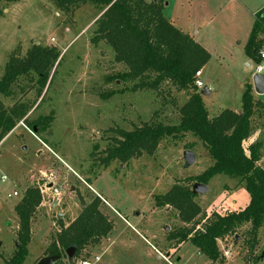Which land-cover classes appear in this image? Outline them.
I'll list each match as a JSON object with an SVG mask.
<instances>
[{
    "label": "rangeland",
    "instance_id": "374dc122",
    "mask_svg": "<svg viewBox=\"0 0 264 264\" xmlns=\"http://www.w3.org/2000/svg\"><path fill=\"white\" fill-rule=\"evenodd\" d=\"M164 1L167 19L180 31L194 36L210 53L197 77L203 84L200 89L207 86L210 90L202 95L209 115H217L224 108L239 110L241 93L246 83L252 84L256 63L247 56L244 45L256 11L264 12V0ZM98 10L94 3L63 11L52 0L0 1V78L13 50L24 56L37 43L55 46L60 52L39 96L25 78L19 80L11 95L0 96L5 106L17 100L27 101L30 108L26 116L30 120L53 111L50 133L36 134L19 121L0 141V175L8 177L0 181V264H5L4 258L14 249L18 223L13 207L20 197L9 199L7 194L16 188L15 184L20 193L28 186H43L44 171L54 173L60 194L39 192L41 203L30 222L34 241L28 245L24 264H29L39 247L44 248L56 236L61 224L75 218L80 208L95 197H99L100 210L116 228L101 239L98 248L89 251L93 264H264V256H258L264 248V227L258 231L253 251L247 241V223L236 230L237 235L223 238L219 242L222 260L216 261L200 253L188 240L177 243V239L169 237L184 225L176 209L155 205V197L175 183L191 185L193 182L186 177L202 173L213 162L191 133L167 136L152 154L143 153L127 163H100L103 151L113 143L115 128L130 130L149 121L178 123V108L187 94L166 82L159 90H130L102 99L100 92L122 85L119 81L106 82L105 76L125 68L113 60V51L103 41H91ZM260 37V50H264V33ZM125 85L130 87L131 83ZM252 94L264 104V95L262 100L254 88ZM251 134L253 142L261 143L258 163L264 166V107L255 108ZM190 143L196 161L186 166L182 153ZM205 185L208 190L194 197L203 214L236 211L248 200L238 178L221 173ZM120 214L127 217L126 221ZM228 246L229 257L222 251ZM94 256L98 261L93 262ZM74 263L78 264L77 259ZM58 264H68L67 258H61Z\"/></svg>",
    "mask_w": 264,
    "mask_h": 264
},
{
    "label": "trees",
    "instance_id": "16d2710c",
    "mask_svg": "<svg viewBox=\"0 0 264 264\" xmlns=\"http://www.w3.org/2000/svg\"><path fill=\"white\" fill-rule=\"evenodd\" d=\"M52 2L63 11L82 3H94L101 10L95 20L91 41H103L113 51V60L125 68L105 76L106 82L119 81L122 85L100 92L102 99L130 90H159L166 82L187 94L184 104L178 108V123L149 121L135 125L130 130L115 128V136L111 138L113 143L103 151L100 163L104 166L115 160L127 163L143 153L152 154L167 136L177 137L184 132L191 133L201 141L213 162L202 173L186 177L185 180L205 184L213 176L223 173L243 182L248 201L236 211L203 214L202 208L194 201L195 194L191 190L193 183H175L166 193L155 197V205L176 209L177 218L184 225L172 231L169 237L177 239V243L188 240L210 260H222L218 241L231 234L237 235L236 230L247 223V241L253 251L258 243V231L264 227V166L258 163L261 143H245L252 136L255 108L260 109L264 104L253 97L252 84H245L239 110L224 108L217 115L210 116L202 100L201 89L195 84L196 72L204 67L210 53L190 34L180 31L167 19L163 14L166 4L164 0ZM263 33L264 12L259 10L244 45L247 56L256 62L260 60V35ZM59 55L55 46H40L35 43L25 51L24 56H20L16 50L11 51L4 66V74L0 78V96L11 95L19 80L24 78L29 82V88H35L36 95L39 96ZM128 83H131L130 87L125 85ZM19 88L24 91L22 87ZM29 108L27 101L17 100L5 106L0 100V140L19 121L31 130L35 127L36 134L43 131L50 133L49 122L53 118V111L30 120L26 116ZM186 147L191 149L192 144ZM21 194L22 197L13 207L18 218L14 249L4 258L5 264L25 263L27 246L32 238L30 222L41 203L37 187L28 186ZM99 203V197H95L80 208L81 211L75 218L66 225L61 224L56 236L47 245L44 256L58 255L59 259L55 262L58 264L61 258L66 257L65 249L76 244L74 259L67 263L75 264V259L89 257V251L99 246L101 239L114 228L107 215L100 210ZM34 263L35 261L29 264Z\"/></svg>",
    "mask_w": 264,
    "mask_h": 264
},
{
    "label": "water",
    "instance_id": "95a60500",
    "mask_svg": "<svg viewBox=\"0 0 264 264\" xmlns=\"http://www.w3.org/2000/svg\"><path fill=\"white\" fill-rule=\"evenodd\" d=\"M251 83L253 84V88L256 93L258 94L264 93V75L262 73H258V72L253 73V75L251 76ZM209 93L210 90L207 86H203L200 90V94L202 95H207ZM33 132H35V127ZM182 155H183L184 165L186 166L192 165L196 161V155H194V152L191 149H185ZM191 190L193 191L194 194H196V193H204L208 189L204 183L202 184L199 182H194L191 185ZM56 201L57 200H54L53 204H55ZM61 215L62 214H58V217H60ZM76 248H77L76 244H72L65 249L67 261H71L74 258ZM260 256H264V248ZM58 259H59L58 255H46L39 258L34 264H55V262H57Z\"/></svg>",
    "mask_w": 264,
    "mask_h": 264
},
{
    "label": "built area",
    "instance_id": "2783aa9c",
    "mask_svg": "<svg viewBox=\"0 0 264 264\" xmlns=\"http://www.w3.org/2000/svg\"><path fill=\"white\" fill-rule=\"evenodd\" d=\"M259 56H260V60L255 63V68L253 70V73H257V72L258 73H263L264 72V63L262 62V60L264 59V50H260L259 51ZM253 73H252V75H253ZM200 74H201V70L196 72L195 84L197 85L198 88H200L203 85L202 81H200L199 78H197ZM19 123L24 125V123H22V121H20ZM0 145H1V142H0ZM41 173H42V176L46 178V180H45L44 185L38 188L39 192L41 194H45L46 192H48L52 196L54 194L55 195H59L60 193L58 191V188L56 187V181H55L54 173H51V172L50 173H46L45 171L41 172ZM7 179H8V177H6L4 174L0 175V181H5ZM15 187L16 188H14L10 194H7V197L9 199L10 198H14L16 196L22 197V194L18 191L17 186H15ZM102 200L105 201L104 199H102ZM222 239L219 240L218 242H221ZM224 239H225V237H224ZM222 251H223V254L225 256L229 255V251L230 250H229L228 247L223 248ZM98 259L99 258L97 256H94L93 262L98 261ZM77 261H78V264H93L92 260H91V256H89V257L82 256V258H78Z\"/></svg>",
    "mask_w": 264,
    "mask_h": 264
},
{
    "label": "crops",
    "instance_id": "0c3cea01",
    "mask_svg": "<svg viewBox=\"0 0 264 264\" xmlns=\"http://www.w3.org/2000/svg\"><path fill=\"white\" fill-rule=\"evenodd\" d=\"M166 5H167V3L165 4V7H166ZM164 7V8H165ZM263 11V10H262ZM257 12V11H256ZM101 13V10L99 9L98 10V16H99V14ZM179 29V28H178ZM180 30V29H179ZM189 34V33H188ZM193 37V39L197 42V40H196V38L194 37V36H192ZM198 43V42H197ZM203 46V45H202ZM204 47V46H203ZM205 48V47H204ZM207 49V48H206ZM204 66V65H203ZM205 67V66H204ZM204 67L202 68V70L204 69ZM201 70V69H200ZM201 70V71H202ZM264 75V74H263ZM262 95H264V93L263 94H258V96L259 97H261V99L263 100V98H262ZM213 116V115H212ZM25 126V125H24ZM27 127V126H26ZM252 135V134H251ZM253 140H255V137H254V135H252V136H250L247 140H246V143H248V145L249 144H251L252 142H253ZM15 186H16V184H15ZM234 201V200H233ZM248 201V200H247ZM246 204V203H245ZM121 215V214H120ZM121 218L122 219H124L125 221H126V219H127V217H124V216H122L121 215ZM114 227L116 228V226L114 225ZM137 231L139 230L137 227H135V225L133 226ZM30 229H31V231H32V238H31V241L30 242H32V241H34V229H32V227H30ZM138 234L139 235H141L142 236V234L138 231ZM50 241L51 240H49V242L46 244V246L44 247V248H40L39 247V253H37V254H34V255H32V257L29 259V263H31V262H36L39 258H41V257H43L44 256V251L46 250V247H47V245L50 243ZM29 242V243H30ZM28 243V245H30ZM180 246V245H179ZM28 247V246H27ZM98 248V247H97ZM228 248H229V246H228ZM229 255H230V253H231V249L229 248ZM36 252H37V250H36ZM35 252V253H36ZM28 253H29V250H28ZM229 255H228V257H229ZM98 257V256H97ZM27 261V260H26ZM25 261V262H26Z\"/></svg>",
    "mask_w": 264,
    "mask_h": 264
}]
</instances>
